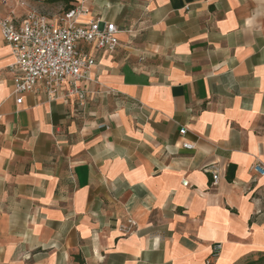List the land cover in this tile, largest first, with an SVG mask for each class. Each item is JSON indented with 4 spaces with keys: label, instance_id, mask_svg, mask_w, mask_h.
Listing matches in <instances>:
<instances>
[{
    "label": "crops",
    "instance_id": "0c3cea01",
    "mask_svg": "<svg viewBox=\"0 0 264 264\" xmlns=\"http://www.w3.org/2000/svg\"><path fill=\"white\" fill-rule=\"evenodd\" d=\"M80 4L79 22H113L120 41L82 44L96 60L84 100L63 85L58 99L38 87L17 103L0 32V264L264 253V176L253 170L264 164V0H0V17L20 25Z\"/></svg>",
    "mask_w": 264,
    "mask_h": 264
},
{
    "label": "built area",
    "instance_id": "2783aa9c",
    "mask_svg": "<svg viewBox=\"0 0 264 264\" xmlns=\"http://www.w3.org/2000/svg\"><path fill=\"white\" fill-rule=\"evenodd\" d=\"M87 12L82 4L59 16L33 10L20 25L12 17H0L2 38L11 47L15 58L12 93L17 103H22L23 94L38 87L49 99H58L62 97L60 88L63 85L69 86L64 96L74 94L80 100L86 98L87 90L82 81L88 78L96 60L82 44H93L100 50L109 51H114L120 44L119 28L115 23L101 19L79 22L78 18ZM186 133L187 128H181L180 134ZM183 147L191 150L194 144L184 142ZM206 170L213 173V181L217 183L220 178L218 166L212 164ZM253 170L264 176L262 162H256ZM129 222L135 224L133 220ZM219 247L217 245V249Z\"/></svg>",
    "mask_w": 264,
    "mask_h": 264
},
{
    "label": "trees",
    "instance_id": "16d2710c",
    "mask_svg": "<svg viewBox=\"0 0 264 264\" xmlns=\"http://www.w3.org/2000/svg\"><path fill=\"white\" fill-rule=\"evenodd\" d=\"M73 7L74 6H68L67 10ZM234 176H235V165L231 164L228 168L227 177L229 180H232ZM74 259L80 264H86L85 259L82 257L81 254H75ZM241 264H264V253H259L256 257H249Z\"/></svg>",
    "mask_w": 264,
    "mask_h": 264
}]
</instances>
